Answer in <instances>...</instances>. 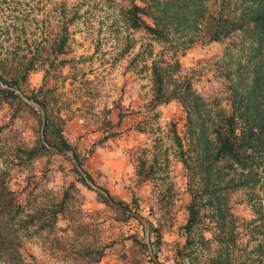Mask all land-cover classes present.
<instances>
[{"label": "rangeland", "instance_id": "rangeland-1", "mask_svg": "<svg viewBox=\"0 0 264 264\" xmlns=\"http://www.w3.org/2000/svg\"><path fill=\"white\" fill-rule=\"evenodd\" d=\"M129 1L0 0V58H36L45 62H39L29 72L21 90L0 86L12 90L26 103L25 106L12 100L0 104V124L4 125L0 133L4 160L1 166L11 173L17 198L24 202L34 184L39 183V188H48L60 199L64 189L72 184L71 205L57 223V236L73 237L72 226L87 222L91 240L110 245L102 259L91 264H152L147 247L141 244L142 225L109 208L79 180L67 157L48 154L25 167L14 165L13 148L22 142L32 145L40 137L41 113L23 97L43 84L49 70V86L60 113L71 117L64 127L68 141L79 153L95 185L150 220L151 248L161 261L209 264L221 246L231 259L237 257L243 264H264V164L258 169L253 187H229L226 202L221 200L226 181L211 189L212 196L220 199L216 204L229 214L205 213L194 229L190 240L193 244L181 256L187 241L183 226L191 194L190 176L180 158L193 166L201 164L209 157V148L204 136L195 134L190 127L188 111L178 100L156 103L149 70L152 60L162 67L167 61L178 62L180 75L191 82L195 91L192 115L203 127L209 123V100L221 102L229 112H242L238 115L241 122L252 120L256 117L252 107H264V80L257 84L263 97L251 101L247 108L249 99L245 93L249 84L255 85V74L264 76V40L249 23L242 33L235 31L216 41L211 32L218 22L210 19L218 13L224 18L250 16L262 8L264 0H154L164 4L156 5L162 16L157 23L164 31L163 42L127 27L121 12ZM144 1L137 3L145 4ZM145 20L153 23L149 17ZM62 26L66 27L67 44L59 53ZM56 57L67 63L60 67ZM150 150L157 154V164L167 168L174 184L176 201L168 211L158 203L153 183L139 181L136 173L139 156L150 154ZM248 152L257 161L264 160V145H255ZM72 217L73 221L66 219ZM49 238L40 233L23 239L27 262L74 264L75 259L68 255L49 252ZM69 242L72 241L68 238Z\"/></svg>", "mask_w": 264, "mask_h": 264}, {"label": "trees", "instance_id": "trees-1", "mask_svg": "<svg viewBox=\"0 0 264 264\" xmlns=\"http://www.w3.org/2000/svg\"><path fill=\"white\" fill-rule=\"evenodd\" d=\"M144 3L141 4L140 2L139 4L137 0H130L128 6L123 8L121 12L122 19L129 29L144 31L158 39V41L163 42L165 38L164 31L157 23L161 22L162 16L159 14L156 5L162 4L164 6V4L154 0H146ZM145 17H149L153 23L147 22ZM210 22H218L215 23L216 26L211 32L212 39L216 41L229 36L235 31L242 33L249 23H253L255 34L264 40V4L259 11L254 12L250 16H240V18L236 16L228 18L226 16L224 18L222 14L218 13V15L210 19ZM66 33V27H64L57 46L59 53L63 52L67 44ZM55 61L58 62L60 67L67 63L65 59L58 57L55 58ZM39 62L41 65L45 63L43 60L36 58H0V80L8 87L21 90L22 85L26 82L27 75L36 68ZM51 63H54V61ZM149 70L153 91L156 93V103L162 104L172 99L178 100L180 105L188 111L187 120L190 127L194 128L195 134L204 136L202 139L205 140L209 148V157L201 164L193 166L183 157L180 158L187 169L188 177L190 176L188 188L191 194L190 202L187 205L188 218L183 226L187 235L186 244L181 249V256L183 257L187 248L193 244L190 240L193 239L194 229L205 213L212 216H218L219 213L220 215L229 214L224 208L216 204V201L220 199L216 200L212 196L211 189L218 187V185H223L226 181L224 193L221 194L223 196L221 200L226 202L230 195L229 187L234 190L249 189L257 181L258 169L264 164V160L259 159L261 162L257 161L255 155L248 151L254 150L255 145H264V107L262 110L256 106L252 107L256 117L252 118V120L241 122L238 115H241L242 112H229L221 102L209 100L207 102V111L210 113L209 123L207 127H203V124L198 121L199 119L192 115L191 103L196 97L195 91L191 82L180 75L178 62L176 60L173 62L167 61L165 66L162 67L152 60ZM49 75L48 70L43 84L32 90L30 95H25L40 104L44 110V118L42 119L41 115L39 123L40 129L42 122L44 123L43 139L46 144L43 143L40 136L32 145H26L24 142L16 145L13 148L14 165L25 167L31 164L33 160L48 154L62 155L54 149L71 150L87 178L93 182L91 174L85 169L82 158L64 133V127L71 117L61 115L60 105L56 102L52 87L49 86ZM252 78L255 85L252 87L249 84L245 93L246 98L249 99V102L245 104L246 108L249 107L251 101L263 97L257 84L259 81L260 83L263 82L264 76L259 77L255 74ZM255 94L258 98L255 97ZM236 99L237 95H235V101ZM12 100L19 101L22 104L25 103L12 90L0 88V104L4 101ZM29 108L35 112L34 109ZM240 109H243V106ZM3 129L4 125L0 124V133ZM172 131L175 132V129L172 128ZM149 153L153 154L151 158H149L150 154L147 152L142 153L138 158L139 163L136 173L139 181L148 180L152 182L153 192L156 194L158 203L165 211L171 210L176 201L174 184L170 180L167 168L163 167L164 164H157V154L152 150ZM63 156L70 160L68 156ZM1 161H4L3 154H0V264H29L22 250L23 239L39 235L40 233H46L48 238L51 236L48 240L50 241L48 246L50 253L61 252L64 256L68 255L73 260L75 259L74 264H91L102 259L110 245L100 240L94 243V240L92 241L90 238L91 233L87 222H80L74 228L72 226L73 237L69 235L61 237L55 233L59 219H63V215L67 213L71 205L70 186L72 184L68 185L64 189L61 198L57 199L55 194H52L48 188H39V183H35L32 191L29 192L25 201L22 202L17 198L16 191L13 188L11 173L8 169L1 166L3 164ZM70 162L74 171L79 175V180L85 186L91 188L86 184L83 176L75 168L71 160ZM96 193L116 214H119L124 219L136 220L111 206L103 195ZM111 198L115 202H119L131 209L127 203L115 200L112 196ZM131 210L137 212V209ZM66 219L70 222L74 220V217ZM90 224L101 226L97 222ZM68 238L69 241H72L69 242L70 245L68 244ZM150 243L152 244L153 242L150 241ZM141 244L147 247L143 241ZM70 247H72V250L68 249ZM219 247L220 250L217 249L216 253L213 254L209 264H243V262L238 261L237 257L229 258L227 252L225 253L221 246ZM148 261L152 263L150 257H148ZM250 264L259 263L251 261Z\"/></svg>", "mask_w": 264, "mask_h": 264}, {"label": "water", "instance_id": "water-1", "mask_svg": "<svg viewBox=\"0 0 264 264\" xmlns=\"http://www.w3.org/2000/svg\"><path fill=\"white\" fill-rule=\"evenodd\" d=\"M0 86L2 87H5L6 85L3 84L1 81H0ZM11 89H14L12 87H10ZM15 90V89H14ZM23 99L28 102V104H30L31 107L37 109L38 111H40L41 115H42V119L44 118V110L43 108L41 107L40 104H38L37 102H35L34 100L32 99H29L28 97H23ZM43 132H44V123L42 122V125H41V129H40V136H41V139L43 141L44 144H46V142L44 141L43 139ZM56 152L62 154V155H66L70 158V160L72 161L73 165L75 166V168L79 171V173L83 176L86 184L88 186H90L93 190H95L96 192L100 193L101 195H103L107 202L113 206L114 208L118 209L119 211L123 212L124 214H126L127 216H130V217H133L135 218L143 227V231H144V242L147 246V249H148V254H149V257L151 259V262L152 264H166L164 263L163 261H161L159 259V257L157 256V254L154 253L153 249L151 248V243H150V239H149V228L151 226V222L150 220L141 215L140 213L134 211V210H131L125 206H123L121 203L119 202H115L111 196L108 194V192H106L105 190H103L102 188H100L99 186L95 185L91 180H89L86 176V174L84 173V171L82 170L78 160L74 157V154L72 151L70 150H59V149H54Z\"/></svg>", "mask_w": 264, "mask_h": 264}]
</instances>
